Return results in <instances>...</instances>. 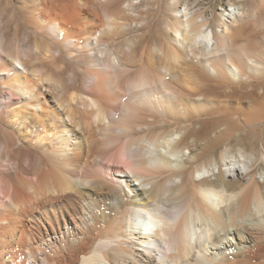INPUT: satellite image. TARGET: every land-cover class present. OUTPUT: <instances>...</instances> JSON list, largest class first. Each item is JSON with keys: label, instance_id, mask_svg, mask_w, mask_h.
Wrapping results in <instances>:
<instances>
[{"label": "bare ground", "instance_id": "obj_1", "mask_svg": "<svg viewBox=\"0 0 264 264\" xmlns=\"http://www.w3.org/2000/svg\"><path fill=\"white\" fill-rule=\"evenodd\" d=\"M153 1L28 0L30 52L0 25V224L15 234L24 212L74 264H264V51L234 44L241 6L215 34L186 3ZM67 198L85 224L63 231Z\"/></svg>", "mask_w": 264, "mask_h": 264}, {"label": "rangeland", "instance_id": "obj_2", "mask_svg": "<svg viewBox=\"0 0 264 264\" xmlns=\"http://www.w3.org/2000/svg\"><path fill=\"white\" fill-rule=\"evenodd\" d=\"M31 2V0H29ZM139 1V0H135ZM141 1V0H140ZM167 2V0H162ZM171 1V0H168ZM175 1V0H173ZM24 2H28V0H1L0 1V17L2 20L0 21V25L2 28V39L5 47L10 51H15L17 47L24 48L26 51H31L36 42V38L33 36V30L28 24V18L26 17V12L23 9ZM153 2H159V0H155ZM179 5L184 6L186 3L191 11L197 14L199 24L204 25V21L206 20L207 25L203 26V31L205 32H223L225 30V26L227 23L223 20V13L227 11V7H230L231 3H234L238 6H241L245 12H247L248 16L244 18L242 23V27L240 28V33L235 37L234 44H244L252 47L254 49H261L264 51V0H176ZM23 3V4H22ZM167 7V5H166ZM164 6V8L166 9ZM194 7V8H192ZM7 8V13H3L4 9ZM169 8V7H168ZM167 8V10H169ZM171 11V10H170ZM157 13V12H156ZM8 14H12L10 18ZM159 14V16L157 15ZM155 14L157 17H162L164 14L163 11H159ZM165 16V15H164ZM9 18V19H8ZM204 20V21H203ZM201 21V23H200ZM242 31V32H241ZM214 34V35H215ZM4 130L6 128L0 125V142H3L5 139ZM182 135L181 133H175L174 139H179ZM179 137V138H178ZM189 154L188 150L179 151L175 159L180 160L184 153ZM226 158L230 161V165L232 167H240L243 171L249 168V153L245 152L241 147L234 146L231 147L230 153L226 152ZM182 154V155H181ZM21 155V156H20ZM19 155L21 162L24 161L28 165L38 168L39 161L37 157H32L29 152L24 150ZM18 156V155H17ZM174 157V155H172ZM229 165V166H230ZM245 169V170H244ZM259 178H262L263 173L260 171L258 173ZM23 188V183H20ZM23 185V186H22ZM6 199H2L0 196V213L5 217L8 216L7 209H5ZM71 199H61L57 200L53 205L60 204L62 209L58 207L54 210L57 213V225L60 222L61 229L64 231L69 226H75V221L82 222L85 224L84 217L75 212L71 207ZM88 202L85 201L86 207H88ZM91 202V200H90ZM94 206V202H93ZM5 207V208H4ZM69 208V209H68ZM4 209V210H3ZM59 209V210H57ZM54 211H51V215L54 218ZM21 223L19 230L15 234H11L10 225L8 222L4 223L3 226L0 224V264H74L73 261L75 255V247L69 244L68 248L59 247V251L62 249L63 252H56L55 248H53L50 252L47 246L42 245L39 242L41 238L40 232H45L43 228L31 229L27 228V221L25 218L24 212L21 214ZM85 219H88L90 222L92 221V207L91 212L85 215ZM43 223L46 222L43 221ZM2 227V228H1ZM8 227V228H6ZM10 227V228H9ZM46 227V226H45ZM61 234V233H59ZM71 237V236H70ZM231 238L232 235H229ZM38 246H40L38 249ZM210 246V245H209ZM222 246H225L222 244ZM44 251V252H43ZM65 251V252H64ZM46 252V253H45ZM56 252V254H55ZM49 253V254H48ZM61 253V254H60ZM217 253V255H215ZM60 254V255H59ZM208 256H213L220 258L222 254L218 253L214 249L209 247L207 251ZM48 257L49 261L47 263L43 258ZM57 256V257H55ZM62 256V257H60ZM54 258V259H53ZM60 258V259H59ZM55 260V261H54ZM63 260V261H62ZM73 261V262H71Z\"/></svg>", "mask_w": 264, "mask_h": 264}, {"label": "built area", "instance_id": "obj_3", "mask_svg": "<svg viewBox=\"0 0 264 264\" xmlns=\"http://www.w3.org/2000/svg\"><path fill=\"white\" fill-rule=\"evenodd\" d=\"M227 8H228V7H227ZM229 8H230V7H229ZM229 8H228V9H229Z\"/></svg>", "mask_w": 264, "mask_h": 264}]
</instances>
